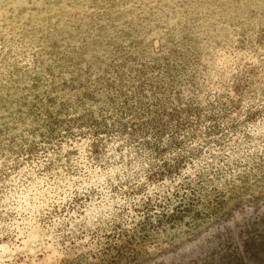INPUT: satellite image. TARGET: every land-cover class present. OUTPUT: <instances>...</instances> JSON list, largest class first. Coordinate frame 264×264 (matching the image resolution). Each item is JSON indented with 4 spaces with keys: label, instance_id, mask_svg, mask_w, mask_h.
<instances>
[{
    "label": "rangeland",
    "instance_id": "1",
    "mask_svg": "<svg viewBox=\"0 0 264 264\" xmlns=\"http://www.w3.org/2000/svg\"><path fill=\"white\" fill-rule=\"evenodd\" d=\"M4 244L264 264V0H0Z\"/></svg>",
    "mask_w": 264,
    "mask_h": 264
},
{
    "label": "bare ground",
    "instance_id": "2",
    "mask_svg": "<svg viewBox=\"0 0 264 264\" xmlns=\"http://www.w3.org/2000/svg\"><path fill=\"white\" fill-rule=\"evenodd\" d=\"M40 194L41 193L36 189H34V190L29 189V190H27L26 193L21 194L20 199H22V202L24 203L26 208H28L30 210H35L38 206H40L42 204V202L40 200ZM17 226L19 228L21 226V224H18ZM19 230H20V228H19ZM39 237L40 236L37 233V231H33L29 234L27 240L23 241V243H22V245H23L22 248L25 249V252L28 251V252L34 253V249H36L35 247H38V243L40 241ZM16 249H19V246ZM16 249H11V248L7 247L5 244L1 245L0 246V258L3 255H6L7 258L8 257L10 258L13 255V253H15Z\"/></svg>",
    "mask_w": 264,
    "mask_h": 264
}]
</instances>
